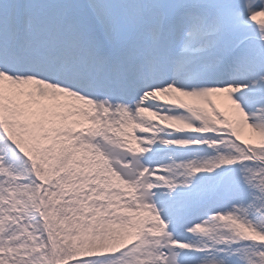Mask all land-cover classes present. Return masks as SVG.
Here are the masks:
<instances>
[{
  "label": "snow or ice",
  "instance_id": "6c2138e0",
  "mask_svg": "<svg viewBox=\"0 0 264 264\" xmlns=\"http://www.w3.org/2000/svg\"><path fill=\"white\" fill-rule=\"evenodd\" d=\"M0 264H264V0H0Z\"/></svg>",
  "mask_w": 264,
  "mask_h": 264
}]
</instances>
